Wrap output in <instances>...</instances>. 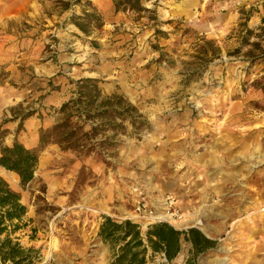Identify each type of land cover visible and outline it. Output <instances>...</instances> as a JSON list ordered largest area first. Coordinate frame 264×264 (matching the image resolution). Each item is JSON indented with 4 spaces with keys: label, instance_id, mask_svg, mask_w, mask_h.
I'll use <instances>...</instances> for the list:
<instances>
[{
    "label": "rangeland",
    "instance_id": "1",
    "mask_svg": "<svg viewBox=\"0 0 264 264\" xmlns=\"http://www.w3.org/2000/svg\"><path fill=\"white\" fill-rule=\"evenodd\" d=\"M143 4L152 11H115L113 0H0V146L17 139L39 155L25 189L0 166L27 208L9 233L35 249L22 264H111L118 246L98 236L104 216L145 234L155 223L135 217L137 201L155 212L167 196L184 217L166 221L180 230L209 204L201 218L215 244L193 257L182 238L174 259L148 248L146 264H264V0ZM84 10L95 19L79 20ZM85 77L98 80L101 97L135 105L146 124L99 131L87 142L106 141L87 154L39 148V129L52 128Z\"/></svg>",
    "mask_w": 264,
    "mask_h": 264
},
{
    "label": "trees",
    "instance_id": "2",
    "mask_svg": "<svg viewBox=\"0 0 264 264\" xmlns=\"http://www.w3.org/2000/svg\"><path fill=\"white\" fill-rule=\"evenodd\" d=\"M144 1H153V4H156L160 0ZM113 4L115 11L124 9L152 11L143 4V0H113ZM94 17V13L84 10L83 16L78 19ZM246 24L247 17L245 16L239 25L248 32ZM75 25L83 32H88L87 27L80 21H76ZM97 83L98 80L91 77L81 78L74 82L73 97L64 101L58 109L61 117L52 128L43 129L41 127L39 129V148L53 142L62 148L79 150L83 154H87L97 145H103L106 141L107 138L97 142H87L88 139L92 140L99 131L112 129L113 133L117 134L120 130H124L123 123L126 120L137 130H141L146 124V120L142 119L138 108L126 102L122 95L112 94L101 97ZM30 115L31 113L27 112L21 116L18 131L22 128V121ZM74 117L78 121L82 120V123H89V130L85 131L83 124L78 121L73 122ZM38 160V151L26 147L17 139L10 145L0 146V166L17 175L23 189L35 179L34 173ZM26 212L27 208L21 201L20 193L12 189L0 175V235L5 233V237L0 239V261L2 263L22 264L26 260L31 262L29 253L35 249H25L18 241L9 236L10 232L21 227L20 222ZM98 236L104 242L110 243L112 249L118 246L113 253L111 264H146L148 248L153 253H159L169 262L179 253L182 238L191 243L193 257L215 244V240L208 238L196 227L178 230L169 223L159 222L150 225L145 234H142L137 223L129 219L117 222L109 216H104Z\"/></svg>",
    "mask_w": 264,
    "mask_h": 264
},
{
    "label": "built area",
    "instance_id": "3",
    "mask_svg": "<svg viewBox=\"0 0 264 264\" xmlns=\"http://www.w3.org/2000/svg\"><path fill=\"white\" fill-rule=\"evenodd\" d=\"M163 200H164V204H163L162 210L164 211V213L169 212L177 219L184 217V213L181 212V210L176 205L177 200H175L173 197H170V196L165 197ZM135 212H136L137 217L143 218V219H147L145 216L154 213L153 209L148 207L147 204L144 203L143 201H137ZM161 221H166V220L165 219L149 220V222H152V223H157Z\"/></svg>",
    "mask_w": 264,
    "mask_h": 264
},
{
    "label": "bare ground",
    "instance_id": "4",
    "mask_svg": "<svg viewBox=\"0 0 264 264\" xmlns=\"http://www.w3.org/2000/svg\"><path fill=\"white\" fill-rule=\"evenodd\" d=\"M163 201V202H162ZM163 204H164V200L162 199V200H160V207L158 208V209H156V211L154 212V213H152V214H149V215H147V216H145L147 219H149V220H154V219H165V220H171L172 219V217L174 218V219H177V218H175L172 214H170L169 212H167V213H164V211L162 210V208H163ZM162 212V213H161ZM158 213V214H157ZM169 213V214H168ZM157 214V215H156ZM196 214V213H195ZM135 217H137V215L135 214ZM177 220H181V218L180 219H177ZM192 221H193V224L194 225H196L197 227H199L202 231H204V232H206V233H208V230L206 229V226L205 225H203L202 224V222L199 220V219H196V218H194V219H192ZM237 221V220H236ZM166 222H168V221H166ZM174 223H175V225H179L180 224V222L179 221H176V220H174L173 221ZM190 222V221H189ZM169 223V222H168ZM174 226V225H173ZM175 227V226H174ZM196 227V228H197ZM177 228V227H176ZM200 230V231H201ZM201 231V232H202Z\"/></svg>",
    "mask_w": 264,
    "mask_h": 264
},
{
    "label": "crops",
    "instance_id": "5",
    "mask_svg": "<svg viewBox=\"0 0 264 264\" xmlns=\"http://www.w3.org/2000/svg\"><path fill=\"white\" fill-rule=\"evenodd\" d=\"M207 205H209V204H202L201 206H199V207H195L194 209H193V211H192V213L194 212V213H196V216L194 215V216H192L191 217V221H192V219H194V218H196V219H199L201 222L203 221V219L201 218V208H203V207H205V206H207ZM259 213H261L262 215H264V206H260V208H259V211H258ZM199 216V217H198ZM247 216L248 215H246L245 216V218H247ZM202 219V220H201ZM204 222V221H203ZM203 222H202V224H203ZM206 223V222H205ZM191 224H193V221H192V223H186L185 225H188V226H195V227H197L196 225H191ZM185 225L184 226H182L183 228H185ZM203 225H205L206 226V229L208 230V233H210V235H212L211 233H213L216 229L211 225V224H209V223H206V224H203ZM176 227V226H175ZM199 230H201L199 227H197ZM202 231V230H201ZM202 233H204L206 236H208L207 234L208 233H206V232H204V231H202ZM227 234H228V232H227ZM189 248H190V250L192 249V245H191V243L189 242Z\"/></svg>",
    "mask_w": 264,
    "mask_h": 264
},
{
    "label": "water",
    "instance_id": "6",
    "mask_svg": "<svg viewBox=\"0 0 264 264\" xmlns=\"http://www.w3.org/2000/svg\"><path fill=\"white\" fill-rule=\"evenodd\" d=\"M170 225H172V224H170ZM173 226V225H172ZM174 227V226H173ZM192 227H194V226H192ZM174 228H176V227H174ZM176 229H178V230H180L179 228H176Z\"/></svg>",
    "mask_w": 264,
    "mask_h": 264
}]
</instances>
